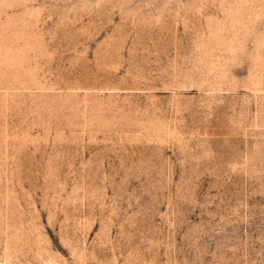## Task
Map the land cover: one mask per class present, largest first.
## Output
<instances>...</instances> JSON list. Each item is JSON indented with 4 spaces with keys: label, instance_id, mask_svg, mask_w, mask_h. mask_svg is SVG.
Instances as JSON below:
<instances>
[{
    "label": "rangeland",
    "instance_id": "obj_1",
    "mask_svg": "<svg viewBox=\"0 0 264 264\" xmlns=\"http://www.w3.org/2000/svg\"><path fill=\"white\" fill-rule=\"evenodd\" d=\"M0 264H264V0H0Z\"/></svg>",
    "mask_w": 264,
    "mask_h": 264
}]
</instances>
